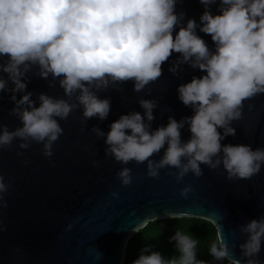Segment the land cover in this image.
<instances>
[{"label":"clouds","instance_id":"1","mask_svg":"<svg viewBox=\"0 0 264 264\" xmlns=\"http://www.w3.org/2000/svg\"><path fill=\"white\" fill-rule=\"evenodd\" d=\"M199 2L205 7L200 24L189 19L184 26L186 14L177 13L178 0H0V57L7 58L6 63H0V71L8 74L7 79H0V92L11 80L15 87L10 89V98L16 105L12 113L23 124L11 132L4 126L0 148L10 146L17 138L25 141L20 144L22 149L36 141L43 143V155L50 158L53 144L63 132L55 117L67 119L77 107L46 94L39 96L41 103L36 107L23 79L31 65H39L42 78L47 79L49 74L60 78L66 96L79 91L77 100L84 108V117L104 120L111 102L100 99L93 85L99 90L109 81L131 80L134 90L141 91L161 77L162 64L175 52L182 58L170 71L190 63L206 73L177 89L179 100L190 106L194 115L179 122L169 117L166 127L151 130L157 103L140 100L143 115H122L110 125L107 151L124 164L148 161L152 178H159V169L166 166L180 170L178 181L189 171L200 177L201 164L215 169L221 163L229 180H246L259 174L264 168V148L222 145L221 141L236 135L230 124L242 119L244 101L264 94V0H220L217 15L211 11L217 0ZM198 27L211 36L214 51L197 34ZM22 92L27 94L17 99L16 94ZM186 125L191 138L182 142L181 129ZM218 129L224 130L223 135ZM94 131L104 135L99 129ZM165 144L168 147L163 158L158 163L149 160ZM118 176L124 186L132 183L130 169L124 168ZM9 187L0 175L3 207H7ZM192 190L191 186L182 189L181 196L187 198ZM112 195L119 199L118 193ZM242 231L248 235L240 245L243 260L235 259L220 237L211 243L209 255L228 264H264L258 259L264 243V217L252 220ZM171 241H175L179 255L165 258L147 245L132 264H208L197 259L199 240L191 235L177 230Z\"/></svg>","mask_w":264,"mask_h":264},{"label":"water","instance_id":"2","mask_svg":"<svg viewBox=\"0 0 264 264\" xmlns=\"http://www.w3.org/2000/svg\"><path fill=\"white\" fill-rule=\"evenodd\" d=\"M219 3L217 0L211 6L213 15L220 14ZM176 11L186 14L184 26L189 19L199 25L205 7L199 0H178ZM197 34L211 51L215 50L210 35L201 33L199 27ZM181 58L182 54L173 52L162 64L161 77L141 91L134 90L131 80L109 81L106 88L99 90L93 85L92 90L100 99L111 102L104 120L84 117V108L77 100L79 91L66 96L60 78L51 74L42 78L39 65H31L23 79L28 82L27 92L32 93L36 107L40 106L41 94L77 107L67 119L55 117L63 132L54 142L50 158L43 155V143L36 141L22 149L20 144L25 141L17 138L10 146L0 148V175L10 186L5 194L7 207L0 202V264H123L127 242L135 233L149 221L173 217L210 221L217 238L228 243L235 259L243 260L240 245L248 235L242 228L264 217V168L251 179L229 180L222 163L215 169L201 164L200 177L189 171L178 181L177 168L166 166L159 169V178H152L148 175V161L124 164L107 151L109 145L105 141L110 125L122 115H143L140 100L157 103L151 130L166 127L169 117L179 122L194 115L193 109L179 100L177 89L194 76L206 73L192 68L190 63L180 64L176 72L170 71ZM6 61V57H0V63ZM7 76L0 71V79ZM13 87L8 80L7 88L0 92V134L4 126L10 132L23 127L12 113L16 107L10 98ZM25 94L17 93V99ZM230 126L236 129V135L227 136L222 145L264 148V94L244 101L242 119L232 121ZM218 131L223 135V129ZM190 138L186 125L181 129V140L187 142ZM167 147L165 144L149 160L158 163ZM124 168L131 170L132 183L128 186L118 176ZM188 186L193 190L184 198L181 191ZM114 192L119 199L113 197ZM258 259L264 261V243Z\"/></svg>","mask_w":264,"mask_h":264},{"label":"trees","instance_id":"3","mask_svg":"<svg viewBox=\"0 0 264 264\" xmlns=\"http://www.w3.org/2000/svg\"><path fill=\"white\" fill-rule=\"evenodd\" d=\"M177 230L199 240L197 259L207 261L208 264H228L226 260H214L208 253L211 243L217 239V232L213 224L205 219L191 217H173L149 221L127 242L123 264H132L139 257L141 249L147 245H152L154 251L162 252L165 258L179 255L175 241L170 242V237Z\"/></svg>","mask_w":264,"mask_h":264}]
</instances>
